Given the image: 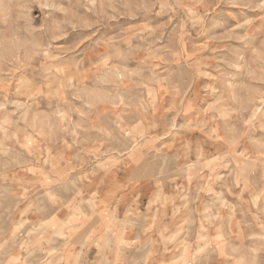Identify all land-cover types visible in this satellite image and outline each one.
Here are the masks:
<instances>
[{
  "label": "rangeland",
  "instance_id": "rangeland-1",
  "mask_svg": "<svg viewBox=\"0 0 264 264\" xmlns=\"http://www.w3.org/2000/svg\"><path fill=\"white\" fill-rule=\"evenodd\" d=\"M126 129L191 192L157 264H264V0H0V264H45L46 190Z\"/></svg>",
  "mask_w": 264,
  "mask_h": 264
},
{
  "label": "crops",
  "instance_id": "crops-1",
  "mask_svg": "<svg viewBox=\"0 0 264 264\" xmlns=\"http://www.w3.org/2000/svg\"><path fill=\"white\" fill-rule=\"evenodd\" d=\"M114 138L100 147L99 156L88 157H93L91 165L99 173L93 185L78 184L79 193L69 190L70 182L51 183L46 190L52 201L46 202L44 221H58L62 227L41 233L47 237L45 264H157L165 236L197 231L196 218L190 214L191 192L183 195L186 186L174 177L179 171L178 155L167 147L168 142L157 139L158 147H148V139L127 129ZM73 153L63 151L69 165L80 160V153L75 157ZM21 202L17 206L25 208ZM29 212L34 213L32 205Z\"/></svg>",
  "mask_w": 264,
  "mask_h": 264
}]
</instances>
